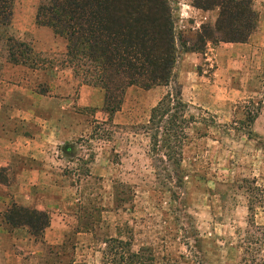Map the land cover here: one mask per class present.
<instances>
[{
  "label": "rangeland",
  "instance_id": "rangeland-1",
  "mask_svg": "<svg viewBox=\"0 0 264 264\" xmlns=\"http://www.w3.org/2000/svg\"><path fill=\"white\" fill-rule=\"evenodd\" d=\"M167 1L177 48L171 80L151 92L126 88L111 116L102 109L104 93L69 62L66 41L36 24L40 0L14 1L10 25L0 30V149L7 151L0 152V264H109L106 246L88 259L83 250L76 257L49 248L41 237L18 246L1 234V227L15 230L6 215L18 212L10 189L17 140L32 138L49 117H82L89 136L82 130L73 142L104 148L115 165L104 197L87 196L77 217L83 228L103 232L99 240L117 234L130 244L117 249L116 260L130 250L153 259L146 264H264V204L254 188L264 189V10L255 11L247 46L213 44L218 59L202 61L189 80L178 72L182 43L203 48L202 27L214 34L222 12L194 31L193 21L181 22V0ZM182 81L194 88L184 90ZM92 98L94 105L86 101Z\"/></svg>",
  "mask_w": 264,
  "mask_h": 264
},
{
  "label": "trees",
  "instance_id": "trees-1",
  "mask_svg": "<svg viewBox=\"0 0 264 264\" xmlns=\"http://www.w3.org/2000/svg\"><path fill=\"white\" fill-rule=\"evenodd\" d=\"M14 1L0 0V30L10 25ZM208 1L212 4L195 2L194 7L204 11L219 8L222 13L214 34L210 26L202 27L203 48L208 42L246 43L256 28L252 0ZM36 24L66 41L69 62L87 82L104 93L102 109L109 116L120 110L126 88L150 90L166 86L171 80L177 48L172 10L167 0H40ZM188 43H182L184 52L203 50L187 47ZM254 120L248 115L249 124ZM254 188L257 202L264 204V189ZM15 206L18 212L7 213L6 222L14 227L12 229L27 227L35 239L42 238L48 224L47 214ZM249 210H252L251 204ZM105 246L103 261L109 264L153 261L148 257L144 262L142 251L130 250L127 258L121 255L120 261L116 260L118 248L130 249L126 241L110 238Z\"/></svg>",
  "mask_w": 264,
  "mask_h": 264
},
{
  "label": "crops",
  "instance_id": "crops-1",
  "mask_svg": "<svg viewBox=\"0 0 264 264\" xmlns=\"http://www.w3.org/2000/svg\"><path fill=\"white\" fill-rule=\"evenodd\" d=\"M184 1L181 0L180 6L186 19H181V22L193 21V30L203 23H213L218 19L219 8L204 11L192 6L189 3L192 0H186V4H182ZM252 9L257 12L263 11L264 3L262 5L259 0H252ZM251 35L249 42L254 37ZM220 44L224 50L229 47L235 51L248 45L247 42ZM220 52L221 50L213 48L210 42L206 44L204 54L184 52L178 63L180 77L187 73L190 75L189 80H193L198 64L207 60L214 63ZM182 82L184 90L194 88L186 81ZM151 91L153 89L148 92ZM103 99L100 100L102 103ZM86 101L94 105L93 98ZM95 119L99 120V117ZM105 119L106 117H100L102 121ZM41 122L39 132L32 138L23 136L17 140L18 145L14 150L18 159V170L15 181L10 183V189L15 193L14 202L21 208L34 209L47 214L48 224L43 229L41 238L44 245L59 251L69 250L72 254L74 252L76 257L78 251L83 250L88 259L91 257L95 259V255L100 256L105 246V241L99 240L103 232L96 226L94 228L80 226L77 213L88 202L87 196L99 197L101 194L102 198L104 197L106 185L111 183L108 177L111 176L110 170L115 165L105 160L104 148L83 147L73 142V138L78 133H82V130L84 137L89 136L87 122H83L82 117H49ZM9 151L14 154L11 148ZM0 152L7 153L3 148ZM114 152L121 154V150ZM116 165L119 167V163ZM1 228V234L6 235L8 239L11 238L12 244L20 246L23 242H28L31 246L36 243L27 227L16 228L11 234L4 227ZM110 238L123 240L117 234L110 235ZM60 253L63 258V253ZM10 256L18 259L17 255Z\"/></svg>",
  "mask_w": 264,
  "mask_h": 264
}]
</instances>
